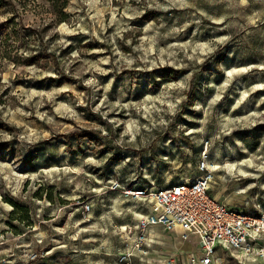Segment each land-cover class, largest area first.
Returning <instances> with one entry per match:
<instances>
[{
	"label": "rangeland",
	"instance_id": "rangeland-1",
	"mask_svg": "<svg viewBox=\"0 0 264 264\" xmlns=\"http://www.w3.org/2000/svg\"><path fill=\"white\" fill-rule=\"evenodd\" d=\"M206 145L211 194L264 211V0H0V264H200L137 243L125 191Z\"/></svg>",
	"mask_w": 264,
	"mask_h": 264
},
{
	"label": "built area",
	"instance_id": "built-area-1",
	"mask_svg": "<svg viewBox=\"0 0 264 264\" xmlns=\"http://www.w3.org/2000/svg\"><path fill=\"white\" fill-rule=\"evenodd\" d=\"M200 175L168 187L127 189L145 207L134 226L137 243H155L150 229L160 227L193 243L199 235L200 264H216L217 249L229 250L264 264V211L250 213L230 207L211 194L217 169L209 161L208 145L199 163ZM249 203L245 204V208Z\"/></svg>",
	"mask_w": 264,
	"mask_h": 264
},
{
	"label": "crops",
	"instance_id": "crops-1",
	"mask_svg": "<svg viewBox=\"0 0 264 264\" xmlns=\"http://www.w3.org/2000/svg\"><path fill=\"white\" fill-rule=\"evenodd\" d=\"M217 199L220 202H222L219 198H217ZM224 203H226V202H224ZM226 204H228V203H226ZM161 231H164V230L162 228H160V227L159 228H154L152 231H150L151 238H152V240L155 241V243H158V242H161V240H164L165 239V235H167L169 238H171V237L173 238L174 235H175L176 238H177L176 240H179L182 244H184V245H190V246H192L191 244H193V243H190V242L189 243L188 242H183L179 237H177V235L175 233H171V232L168 233L166 231H164V232H161ZM161 234L164 235V239H159V237H162ZM196 243H198V240L197 239H196ZM186 249H187V252L188 253H190V252L191 253H194V251H195V248H192V249L186 248Z\"/></svg>",
	"mask_w": 264,
	"mask_h": 264
},
{
	"label": "bare ground",
	"instance_id": "bare-ground-1",
	"mask_svg": "<svg viewBox=\"0 0 264 264\" xmlns=\"http://www.w3.org/2000/svg\"><path fill=\"white\" fill-rule=\"evenodd\" d=\"M236 165H237V164H236V163H234V164L232 165V166H233V168H235V167H236ZM215 169H217V167H215ZM155 228H159V227H155ZM153 229H154V228L150 229V231H152ZM150 231H149V232H150ZM168 233H169V232H168ZM195 239H197V240H198V242H199V235H196V236H195ZM179 243H181V242H179ZM198 244H199V243H198ZM198 246H199V245H198Z\"/></svg>",
	"mask_w": 264,
	"mask_h": 264
},
{
	"label": "trees",
	"instance_id": "trees-1",
	"mask_svg": "<svg viewBox=\"0 0 264 264\" xmlns=\"http://www.w3.org/2000/svg\"><path fill=\"white\" fill-rule=\"evenodd\" d=\"M64 17H66V15L64 14ZM64 20V19H63Z\"/></svg>",
	"mask_w": 264,
	"mask_h": 264
}]
</instances>
